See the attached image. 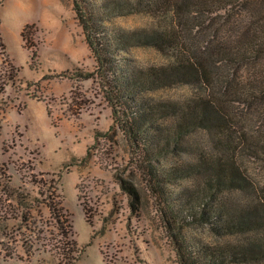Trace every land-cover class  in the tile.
<instances>
[{"label":"rangeland","instance_id":"374dc122","mask_svg":"<svg viewBox=\"0 0 264 264\" xmlns=\"http://www.w3.org/2000/svg\"><path fill=\"white\" fill-rule=\"evenodd\" d=\"M112 1L97 0L103 5ZM195 1L183 0L186 36L201 55L211 56L227 43L224 37L238 13L201 12ZM101 21L110 31L129 32L156 25L160 18L146 12L104 11ZM27 24L29 43L22 37ZM128 53L137 67L171 61L149 45L132 46ZM213 60L217 79L211 93L228 101L239 132L243 130L251 142L260 139L264 92L252 91L247 82L262 69L264 58L229 64L214 55ZM96 66L74 0H0V183L18 190L11 195L0 186V264H68L67 257L75 255L70 254L73 239L78 245L90 242L76 264H106V259L111 264H181L175 243L183 235L208 245L249 236L220 235L210 222L189 219L182 228L167 222L166 200L153 190L141 166L145 156L113 125L102 80L98 75L64 74L87 73ZM198 92V86L177 85L146 92L144 98L183 99ZM188 140L189 151H171L149 162L175 167L196 162L197 152L220 153L221 144L212 132L197 130ZM249 152L245 145L237 155L254 188L229 193L236 201L249 202L259 193L256 190L264 192V153L257 157ZM209 176L204 171L161 184L171 195L190 192L197 205L198 187ZM207 193L204 190L203 198Z\"/></svg>","mask_w":264,"mask_h":264},{"label":"trees","instance_id":"16d2710c","mask_svg":"<svg viewBox=\"0 0 264 264\" xmlns=\"http://www.w3.org/2000/svg\"><path fill=\"white\" fill-rule=\"evenodd\" d=\"M186 5L183 0H114L107 5L97 0H74L77 18L84 28L97 66L87 73L64 74L78 78L98 75L102 80L106 99L112 108L113 125L119 126L132 148L145 156L141 166L153 190L166 200L167 222L179 224L182 228L185 221L192 219L189 221L193 223L210 222L220 235H249L238 242L216 245H208L191 234L183 235L176 238L175 243L181 264H264V192L256 190L259 193L249 202L236 201L229 194L254 188L237 151L246 145L249 153L259 157L264 153V135L251 142L243 130L239 132L237 116L231 112L228 101L211 93L217 79L212 66L214 55L217 60L221 58L223 63L229 64L247 61L252 56L264 58V0L195 1L201 12L238 13L224 37L227 43L220 44L211 56H203L202 50H195L187 39V16L186 10L183 11ZM104 11L109 14L115 11L120 14L146 12L159 17L160 23L129 32L110 31L101 21ZM29 26L27 24L22 30L27 43L32 40ZM147 45L166 53L171 61L149 67L135 66L129 48ZM247 83L252 91L264 92V64ZM177 85L198 86L200 92L183 99L152 102L144 98L146 92ZM197 130L212 132L221 144L220 153L197 152L199 159L196 162L175 167H166V164L155 167L149 162L150 159L160 161L171 151H189L188 138ZM204 171L210 176L203 186L198 187L197 205L190 192L171 195L162 187V180L182 175L196 176ZM0 186L11 195L18 191L7 184L0 183ZM204 190L210 192L207 197L212 195L211 200L203 198ZM84 208L87 220L92 222L87 206ZM52 209L58 208L52 206ZM254 234L258 235L252 238ZM71 244L70 254L75 255L67 257L68 264H76L90 242L78 245L73 239ZM106 264L111 262L106 259Z\"/></svg>","mask_w":264,"mask_h":264}]
</instances>
